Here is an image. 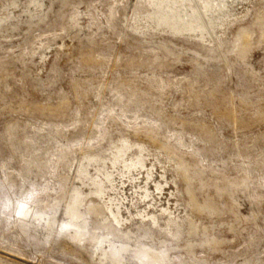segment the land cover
Returning <instances> with one entry per match:
<instances>
[{
    "label": "rangeland",
    "instance_id": "rangeland-1",
    "mask_svg": "<svg viewBox=\"0 0 264 264\" xmlns=\"http://www.w3.org/2000/svg\"><path fill=\"white\" fill-rule=\"evenodd\" d=\"M206 1L0 0V264H264V0L150 16Z\"/></svg>",
    "mask_w": 264,
    "mask_h": 264
},
{
    "label": "bare ground",
    "instance_id": "bare-ground-1",
    "mask_svg": "<svg viewBox=\"0 0 264 264\" xmlns=\"http://www.w3.org/2000/svg\"><path fill=\"white\" fill-rule=\"evenodd\" d=\"M236 0H207L206 2H204L205 6H207V10L205 12V14H198L195 16V18L191 19V18H185V19H181L179 18H175L176 14H171L169 12L163 11L161 9H159L158 6H153L152 11L150 12V16L152 19L154 20H161L162 22H169V25H174L173 27V34L176 35H181V34H190L191 33V28L189 27L188 23L192 24V23H196L198 22V25H203V26H207L208 25V21H215V17H217L218 15H223V14H227V16L232 15L230 7L231 5L235 2ZM239 1V0H238ZM200 9H204L203 6L200 7ZM172 17H174V19H171ZM198 28V26H197ZM135 152L136 155L132 156L131 162H128L127 160H124V155H127V149H123L122 153L119 157H121L120 159L124 162V164L127 167L126 172L131 171V170H140L142 168H144L145 166V161L142 155V148L141 147H132ZM131 153H128V155H130ZM140 154V155H139ZM119 161V160H116ZM147 168V167H146ZM100 175L96 176L94 178V184H96V187L98 188L99 192L101 193H105L106 189L108 187V180L110 179V175L109 172L104 170L103 168H99V173ZM145 175H146V179H149L150 177V172L149 170L145 171ZM155 187L157 189H160V184L156 183ZM114 212V211H113ZM166 212V210H165ZM71 214V213H69ZM73 218V217H72ZM137 218V217H136ZM140 219V218H138Z\"/></svg>",
    "mask_w": 264,
    "mask_h": 264
}]
</instances>
